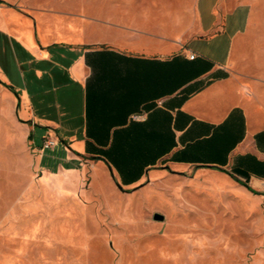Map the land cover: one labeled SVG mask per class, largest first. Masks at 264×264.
Returning <instances> with one entry per match:
<instances>
[{
	"label": "crops",
	"instance_id": "crops-1",
	"mask_svg": "<svg viewBox=\"0 0 264 264\" xmlns=\"http://www.w3.org/2000/svg\"><path fill=\"white\" fill-rule=\"evenodd\" d=\"M256 2L104 0L103 8H167V27L183 30L160 36L154 54L79 43L76 22H64L70 8H30L34 16L20 28L17 3L0 4V26L19 42L13 52L25 54L24 80L7 83L21 93L19 108L0 82L2 124L13 127L17 118L31 141L40 127L44 140L59 137L77 149L62 147L60 155L100 159L128 174L166 164L226 170L259 192L248 190L264 212V64L251 75L247 63L246 81L239 69ZM138 113L146 119L134 121ZM139 155L140 164H128ZM136 178L130 185L142 181Z\"/></svg>",
	"mask_w": 264,
	"mask_h": 264
},
{
	"label": "rangeland",
	"instance_id": "rangeland-1",
	"mask_svg": "<svg viewBox=\"0 0 264 264\" xmlns=\"http://www.w3.org/2000/svg\"><path fill=\"white\" fill-rule=\"evenodd\" d=\"M14 1L20 28L34 16L30 8H70L64 22H76L79 43L128 52L157 53L160 36L183 30L167 27V8H103L104 0ZM15 2L0 0L5 6ZM256 6L250 43L241 52L244 81L247 63L251 75L263 72L264 0ZM11 33L0 26V82L19 108L21 93L7 83L24 80L18 63L24 64L25 54L13 52L12 42H19ZM34 133L32 142L17 118L10 127L0 117V264H264L263 202L231 172L166 164L128 174L100 159L60 155L62 147L77 149L59 137L43 149L44 130ZM36 148L44 155L42 168ZM134 176L142 181L130 185Z\"/></svg>",
	"mask_w": 264,
	"mask_h": 264
},
{
	"label": "built area",
	"instance_id": "built-area-1",
	"mask_svg": "<svg viewBox=\"0 0 264 264\" xmlns=\"http://www.w3.org/2000/svg\"><path fill=\"white\" fill-rule=\"evenodd\" d=\"M197 57V54L196 53H192L190 55V58L193 60ZM132 119L134 121H144L146 118H145V114L143 113H138V114H134L132 116ZM56 145V140L52 139V138H47L45 139L44 141V146H43V149H49V148H52Z\"/></svg>",
	"mask_w": 264,
	"mask_h": 264
},
{
	"label": "trees",
	"instance_id": "trees-1",
	"mask_svg": "<svg viewBox=\"0 0 264 264\" xmlns=\"http://www.w3.org/2000/svg\"><path fill=\"white\" fill-rule=\"evenodd\" d=\"M31 138V136H30ZM225 172H227L226 170H223ZM237 181H239L240 183L246 185L252 192H254L255 194H259V192L257 190H255L254 188H252L248 183L242 181V180H239L238 178H235Z\"/></svg>",
	"mask_w": 264,
	"mask_h": 264
},
{
	"label": "water",
	"instance_id": "water-1",
	"mask_svg": "<svg viewBox=\"0 0 264 264\" xmlns=\"http://www.w3.org/2000/svg\"><path fill=\"white\" fill-rule=\"evenodd\" d=\"M155 219H156V220H161V219H163V217H162L161 215H159V214H156V215H155Z\"/></svg>",
	"mask_w": 264,
	"mask_h": 264
}]
</instances>
